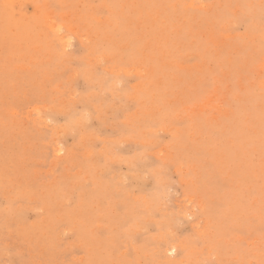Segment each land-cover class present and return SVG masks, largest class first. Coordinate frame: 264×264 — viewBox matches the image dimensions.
<instances>
[{"label": "rangeland", "instance_id": "rangeland-1", "mask_svg": "<svg viewBox=\"0 0 264 264\" xmlns=\"http://www.w3.org/2000/svg\"><path fill=\"white\" fill-rule=\"evenodd\" d=\"M0 264H264V0H0Z\"/></svg>", "mask_w": 264, "mask_h": 264}]
</instances>
